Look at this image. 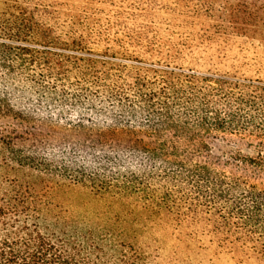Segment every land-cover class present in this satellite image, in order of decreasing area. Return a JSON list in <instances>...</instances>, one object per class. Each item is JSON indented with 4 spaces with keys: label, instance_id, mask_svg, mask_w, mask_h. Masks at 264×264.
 Wrapping results in <instances>:
<instances>
[{
    "label": "trees",
    "instance_id": "obj_1",
    "mask_svg": "<svg viewBox=\"0 0 264 264\" xmlns=\"http://www.w3.org/2000/svg\"><path fill=\"white\" fill-rule=\"evenodd\" d=\"M0 2V264H147L141 217L264 259V0Z\"/></svg>",
    "mask_w": 264,
    "mask_h": 264
},
{
    "label": "rangeland",
    "instance_id": "obj_2",
    "mask_svg": "<svg viewBox=\"0 0 264 264\" xmlns=\"http://www.w3.org/2000/svg\"><path fill=\"white\" fill-rule=\"evenodd\" d=\"M3 9L0 2V12ZM52 200L57 207L56 212L63 219L58 229H62L64 225L68 227V217L74 218L80 224L96 225L105 212H108L105 219L113 215L123 216L127 211L140 216L133 205L97 196L81 187H69L65 183H61L53 192ZM144 221L145 218L141 217L135 227L139 233V246L147 251V264H264V259L218 252L208 241L193 235L190 228H176L159 219H155L152 224ZM146 225H149L148 228Z\"/></svg>",
    "mask_w": 264,
    "mask_h": 264
}]
</instances>
